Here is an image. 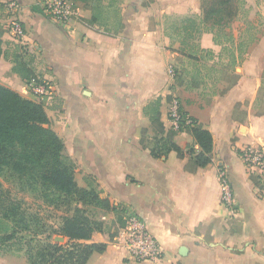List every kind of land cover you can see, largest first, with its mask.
I'll list each match as a JSON object with an SVG mask.
<instances>
[{"label":"crops","instance_id":"1","mask_svg":"<svg viewBox=\"0 0 264 264\" xmlns=\"http://www.w3.org/2000/svg\"><path fill=\"white\" fill-rule=\"evenodd\" d=\"M12 1L26 29L27 57L6 29L4 14ZM75 1L76 15L62 25L42 13L38 0H0V85L37 101L26 73L51 83L53 95L40 103L74 165L75 182L109 203H76L101 223L81 240L104 245L85 264H150L135 261L125 248L117 221L124 222V208L155 238L162 252L155 264H264V193L239 154L247 146H264V34L223 93L203 102V94L189 87L182 109L212 135L211 162L190 171L187 152L200 151L190 130L172 137L182 157L174 150L154 156L143 144V130L153 135L143 107L162 98L167 133V99L178 87L168 70L189 51H220L212 28L198 31L188 20L167 18L199 15L200 0H155L133 10L125 0L115 24L98 21L92 0ZM220 169L235 195L232 210L220 202ZM20 258L0 253V264H22Z\"/></svg>","mask_w":264,"mask_h":264},{"label":"trees","instance_id":"2","mask_svg":"<svg viewBox=\"0 0 264 264\" xmlns=\"http://www.w3.org/2000/svg\"><path fill=\"white\" fill-rule=\"evenodd\" d=\"M230 1L212 0L208 7L202 8L203 22L213 20L210 28L228 24L227 21L236 15ZM95 20L97 18L94 15L90 21ZM30 77L27 73L24 76L26 81ZM161 100V97H157L143 107L153 130L152 136L147 130H143V144L154 156L166 155L174 150L182 157V150L172 141L175 132L164 131L160 118ZM190 132L200 147L198 152L192 149L187 152L190 158L187 169L194 171L211 162L212 135L196 123L190 128ZM2 174L12 176L16 184L26 191L51 189L59 198H74L75 203L109 208L108 201L100 199L93 189L77 186L74 165L64 154V143L51 127L42 104L0 85V175ZM250 176L261 193H264V183L261 185L260 177L255 173ZM23 215L21 206L10 198L7 190H1L0 183V220L15 221L12 231L0 235V251L9 249L16 241H26L23 236L26 228ZM99 228L101 223L89 218L82 208L75 205L73 214L63 217V222L56 231L60 237L67 239L65 243L53 242L50 237L45 242L37 239L39 247L34 250L32 244L35 238L27 240L29 264H85L90 255L94 251H102L104 245L83 243L81 240L89 239L92 232Z\"/></svg>","mask_w":264,"mask_h":264},{"label":"rangeland","instance_id":"3","mask_svg":"<svg viewBox=\"0 0 264 264\" xmlns=\"http://www.w3.org/2000/svg\"><path fill=\"white\" fill-rule=\"evenodd\" d=\"M70 1L74 4L76 3L75 0ZM211 1L212 0H200V8L208 7ZM101 2L102 0H92L94 9H96L95 14L98 21L113 24L119 21L121 18V4L127 1L105 0V2L109 3V8L106 10ZM154 2L155 0H128V7L130 10H133V8L137 9L138 6L147 8L151 7V4ZM230 6L234 8L235 17L229 20L227 18L226 21L228 20L227 22L229 24L225 27L214 26L212 28V31L215 33V39L221 42L220 51L213 52L205 49H198L197 53H195V50L194 52L189 51L182 56H178L176 67L172 69L174 71L173 77L175 79V84L178 85V87L167 100L175 96L183 104L184 101H188V99L186 100V96L190 95L191 91H193L189 89V87L194 85L197 89L196 93L203 94V97L198 95V98L200 97L203 102H208L213 96L223 93L236 82L239 77L235 72L236 67L241 65L243 60L247 58L251 48L258 43L261 36L264 34V0H231ZM10 13L11 12L6 11L4 14L7 16L6 26L11 17ZM167 18L176 20L177 24H183L185 20H188L187 24L191 28H196L198 31L199 28H201L200 31H205L213 22V20L203 22V11H201L199 15H193L191 17L185 16L177 18L168 15ZM190 20L193 21L190 23ZM198 22L200 25H197ZM9 34L11 36V33ZM195 35L193 40H195L199 34L197 33ZM16 44L19 46L18 43ZM37 102H40V100L37 99ZM260 182L261 185H263L264 180L262 179ZM0 183L1 190H7L10 193V198L21 206L26 224L23 233L26 241H16V243H12L9 249H3L0 253L16 255L21 257L20 260L22 264H29L26 252L29 246L26 242L30 238H35L32 244L34 250L39 247L37 239L45 242L50 237V240L53 242H66L67 239L63 237L62 240H57V237L60 236L56 234V231L61 226L63 217L73 214V209L76 205L74 198L70 200L59 198L51 189H39L34 192L23 190L16 184L13 177L8 174L0 175ZM84 212L87 215L88 210L85 209ZM89 214L92 215L90 210ZM19 221L18 218V222ZM117 221H119V224L123 228L124 223L122 217H118ZM14 223L15 221L9 222L0 220V235H5L12 231ZM14 264L19 263L15 262Z\"/></svg>","mask_w":264,"mask_h":264},{"label":"built area","instance_id":"4","mask_svg":"<svg viewBox=\"0 0 264 264\" xmlns=\"http://www.w3.org/2000/svg\"><path fill=\"white\" fill-rule=\"evenodd\" d=\"M38 5L44 15L53 22L62 25H68L77 12L75 4L70 0H38ZM6 8L8 12H11L6 29L19 44V53L27 57L30 52L25 40L26 29L17 17L18 5L12 1L7 4ZM168 73L171 77L174 76L172 69H169ZM26 85L38 100L52 96L54 93L48 80L31 78L26 81ZM166 117L169 130L175 133L190 130L195 124L194 119L182 109L180 100L175 96H172L168 103ZM240 156L248 170L264 180V147L247 146L240 150ZM218 178L221 188L220 202L232 210L236 205V199L223 169L218 171ZM122 238L126 250L135 261L149 262L150 264L160 261L162 252L155 238L147 231L139 216L128 208H124Z\"/></svg>","mask_w":264,"mask_h":264},{"label":"water","instance_id":"5","mask_svg":"<svg viewBox=\"0 0 264 264\" xmlns=\"http://www.w3.org/2000/svg\"><path fill=\"white\" fill-rule=\"evenodd\" d=\"M63 238L62 237H57V240H62Z\"/></svg>","mask_w":264,"mask_h":264}]
</instances>
